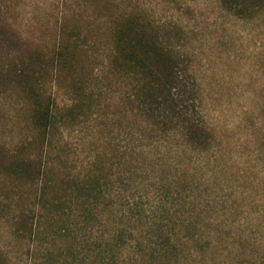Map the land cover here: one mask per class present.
<instances>
[{
    "label": "rangeland",
    "instance_id": "obj_1",
    "mask_svg": "<svg viewBox=\"0 0 264 264\" xmlns=\"http://www.w3.org/2000/svg\"><path fill=\"white\" fill-rule=\"evenodd\" d=\"M252 1L0 0V264H264ZM133 19L175 82L117 54Z\"/></svg>",
    "mask_w": 264,
    "mask_h": 264
},
{
    "label": "trees",
    "instance_id": "obj_2",
    "mask_svg": "<svg viewBox=\"0 0 264 264\" xmlns=\"http://www.w3.org/2000/svg\"><path fill=\"white\" fill-rule=\"evenodd\" d=\"M220 1L224 9L230 13L239 5V0ZM244 1L253 2L252 0ZM117 39V54L119 53L130 65L143 72L152 83L163 80L176 81L179 73L176 72L174 59L171 54L162 49L148 25L138 19L129 20L124 28L119 30Z\"/></svg>",
    "mask_w": 264,
    "mask_h": 264
}]
</instances>
